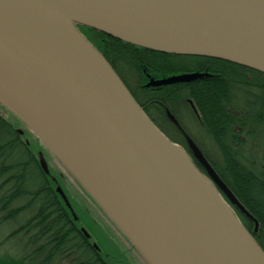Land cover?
<instances>
[{
	"label": "water",
	"instance_id": "95a60500",
	"mask_svg": "<svg viewBox=\"0 0 264 264\" xmlns=\"http://www.w3.org/2000/svg\"><path fill=\"white\" fill-rule=\"evenodd\" d=\"M77 26L264 75V0H0V106L39 140L140 257L147 264H264L233 208L247 212L197 145L168 111L188 152L162 134ZM201 76L150 80L146 87Z\"/></svg>",
	"mask_w": 264,
	"mask_h": 264
},
{
	"label": "trees",
	"instance_id": "16d2710c",
	"mask_svg": "<svg viewBox=\"0 0 264 264\" xmlns=\"http://www.w3.org/2000/svg\"><path fill=\"white\" fill-rule=\"evenodd\" d=\"M77 29L171 142L187 149L183 130L198 146L247 212L245 216L235 209L264 253V75L221 60L155 52L83 26ZM192 73L202 76L189 83L146 87L150 80ZM166 111L181 130L168 120ZM39 151L55 160L0 106V229H7L0 241V264L116 263L104 254L106 244L99 240L101 249L95 250L79 229L60 201L55 181L41 170ZM5 248L16 252L9 254Z\"/></svg>",
	"mask_w": 264,
	"mask_h": 264
},
{
	"label": "rangeland",
	"instance_id": "374dc122",
	"mask_svg": "<svg viewBox=\"0 0 264 264\" xmlns=\"http://www.w3.org/2000/svg\"><path fill=\"white\" fill-rule=\"evenodd\" d=\"M23 139L27 140L26 137ZM177 146L180 147L185 153H187L188 149L183 148L179 144H177ZM39 153L41 152L39 151L38 154ZM42 156L47 164V168L49 171L48 178L55 179V190L56 187H59L61 191V194L56 191L60 201H62L65 208L68 209V212L77 219L78 227L83 228L87 232V234L90 235L91 243H95L98 246V242L99 240H101L102 243L108 246L107 248H109V250H107L106 248L103 251L104 254H108L109 257L115 260L116 263L111 262V264L144 263L136 253H131L129 245L123 241L121 236L115 230H113L109 225H107L97 213L92 212V208L81 197L79 190H77L73 186V184H71L72 180L70 181V178L66 179V175L64 174V172L60 171L56 164H52V158L49 159L50 156L48 155L45 156L42 154ZM38 159L39 157H37V161H39ZM59 174L63 179L60 177ZM6 232L7 229L5 227L0 229V241L3 239ZM98 248L101 249L100 246H98ZM4 250L12 255L16 252L15 250H11L9 248H5L3 249V251ZM107 260L109 261L108 257Z\"/></svg>",
	"mask_w": 264,
	"mask_h": 264
},
{
	"label": "flooded vegetation",
	"instance_id": "af4514ba",
	"mask_svg": "<svg viewBox=\"0 0 264 264\" xmlns=\"http://www.w3.org/2000/svg\"><path fill=\"white\" fill-rule=\"evenodd\" d=\"M49 159H51L50 157H49ZM51 161H52V164L54 163V164H56L57 165V167L60 169V171H63L64 172V174L67 176H65V178L66 179H68V178H70L69 177V175L66 173V171L59 165V164H57V162L55 161V160H53V159H51ZM53 164V165H54ZM60 175V174H59ZM60 177H61V175H60ZM62 178V177H61ZM52 179V178H51ZM63 179V178H62ZM53 181L55 180V179H52ZM72 179L70 178V181H71ZM55 183H56V181H55ZM71 184H73V186L77 189V190H79V192H80V195H81V197L88 203V205L92 208V212L93 213H97L99 216H100V218L101 219H103L104 221H105V223L107 224V225H109L113 230H115L113 227H112V225L110 224V222H109V220L105 217V215L101 212V210L97 207V205L94 203V201L90 198V197H88L86 194H85V192L83 191V189L75 182V181H73L72 180V182H71ZM80 230L82 229V228H79ZM124 241V240H123ZM125 242V241H124ZM130 251H131V253L132 254H134L135 253V251L134 250H132L131 248H130ZM142 264H145V263H142Z\"/></svg>",
	"mask_w": 264,
	"mask_h": 264
},
{
	"label": "bare ground",
	"instance_id": "6f19581e",
	"mask_svg": "<svg viewBox=\"0 0 264 264\" xmlns=\"http://www.w3.org/2000/svg\"><path fill=\"white\" fill-rule=\"evenodd\" d=\"M104 59V58H103ZM105 60V59H104ZM120 79V78H119ZM163 134V133H162ZM198 147V146H197ZM193 163H195V162H193ZM235 209L236 208H233V211L235 212ZM236 214V213H235ZM87 238V237H86ZM87 239H89L90 240V236H89V238H87ZM92 244H95V243H92ZM145 264H147L146 262H144Z\"/></svg>",
	"mask_w": 264,
	"mask_h": 264
}]
</instances>
